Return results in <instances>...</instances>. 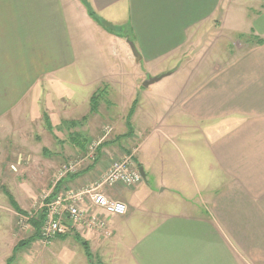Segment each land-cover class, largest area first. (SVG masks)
<instances>
[{"label":"crops","instance_id":"0c3cea01","mask_svg":"<svg viewBox=\"0 0 264 264\" xmlns=\"http://www.w3.org/2000/svg\"><path fill=\"white\" fill-rule=\"evenodd\" d=\"M86 1L100 23L80 0H0V122L10 115L36 117L34 108L43 106L40 118L46 112L58 129L65 121L72 144V136L84 134L75 128L92 132L102 123L99 108L90 113V98L102 78L90 80L85 70H74L78 54L68 13L82 9L88 25L103 30L107 44L121 53L122 70L139 62L145 69L133 74L130 85L123 71L104 75L110 76L109 91L120 94V110L108 113L104 124L114 122V131L94 163L70 174L66 189L96 181L124 154L143 169L145 183L102 186L108 198L126 203L127 213L107 217L110 236L66 220V240L76 235L86 240L94 264H264V0ZM218 14L226 36L243 45L209 57L211 67L196 68L184 83L164 88L158 103L151 84L143 93L147 100L138 101L145 79L188 71L184 64L191 58L168 66L201 29L212 27ZM240 22L246 24L244 31ZM128 41L141 55L138 62ZM80 99L89 103V111L76 115ZM119 120L124 124L116 125ZM71 121L81 123L68 128ZM186 132L202 144L196 147L191 140L185 150L199 182L189 179L174 156L179 152L183 158L177 140L186 141ZM67 256L73 264V255Z\"/></svg>","mask_w":264,"mask_h":264},{"label":"rangeland","instance_id":"374dc122","mask_svg":"<svg viewBox=\"0 0 264 264\" xmlns=\"http://www.w3.org/2000/svg\"><path fill=\"white\" fill-rule=\"evenodd\" d=\"M76 5L78 4L76 3ZM83 7L86 8L84 5ZM221 12L220 10L219 13ZM76 13L77 15L71 14V16L68 13L71 25L70 31L76 44L78 54L74 70H85L90 80L102 78L98 82L100 83V87L98 86L99 89L97 90L98 106H100L98 107L100 116L97 119L102 123L92 132H89V130L87 132L86 126L75 128L76 131H84V134H79L78 138L79 141H81L85 136L87 143L101 136L102 129L105 126L104 124L107 122V114L113 115L115 113L114 111L120 110V107H118L120 94L115 90L112 92L109 91L110 76L106 77L104 75L110 71H113V73L116 71L121 73L123 71L127 74V76L124 77L125 83L127 82V84L130 85L131 80L129 79H132L133 74L140 70L143 72L145 69L142 66L143 64L139 62L134 65V68L128 67V65L125 64L122 70L117 61L120 60V51L116 54L113 47L107 44L103 36L104 32L101 28L95 27L93 24L88 25L87 18L82 9L79 11L77 10ZM239 27L244 28V31L246 24L240 22ZM201 30L198 39H195V41L190 40V42L178 52L176 60L171 61L168 66L169 68L180 66L183 62L185 63L191 58V60H188V62L184 64L186 65L184 69L188 71L181 74L164 76L161 80L149 86L148 89H152L150 93L152 99L156 103L159 101V96L164 94V88H171L175 84L184 83L188 75H190V72L196 68L207 70L211 67L213 62L209 63V57L213 58L217 56V53H223V51L225 54L234 52L244 43V41L238 40L233 35L229 37L228 35L230 34H228L226 36V30L221 24L219 14L212 27L203 28ZM197 64L199 65L197 66ZM157 84L163 88H156ZM145 87L146 86H142L140 88L138 101L147 100L145 94H143L146 90ZM62 89L66 90V86ZM81 94L83 96L84 93ZM42 107H40L39 110L34 108L33 112H35L36 117L32 115L30 117L22 116L16 118L10 115L5 121L0 122V264H6L7 259L11 255L14 256L11 264H68L67 260L69 255L67 256V254L73 255L74 260H71L74 261L73 264H88L89 258L86 256L84 248L75 238L72 241L70 238L66 240V237L59 238L57 236L46 242L40 237L35 241L33 240L29 243H25L17 249H14L15 245L20 241L28 240L33 230L32 227L28 229L21 228L18 223L21 216L13 210L7 197L3 193V189L6 188L14 196L24 212H33L38 209L41 203H45L55 190H58L56 193L66 190V180L70 174L62 176L60 180L57 178L63 165L69 162L77 163V173H79L83 172L85 168H87V165L91 163L89 161L81 163V159L85 155V147L83 149L70 143L66 128H61L59 130L55 127L52 132L47 130L43 123V119L38 115V113L43 111ZM79 108L76 115L88 112L89 103L87 101L83 102V100L80 99ZM117 117H120V119L125 118L123 115ZM93 119L94 118L91 120ZM55 120L56 118L54 117V124H58V121ZM122 124L124 123H121L120 120L116 123V125ZM171 125H174V122H171ZM108 126L112 128L111 132L113 134L114 122ZM112 134L110 137L108 135L103 143L109 141ZM186 136L188 137L186 141L182 138L177 140V143L182 142L181 146L184 148L183 158L179 155L181 154L179 152H174V156L178 164L181 163L180 165L188 170L189 179L192 180L196 178L197 182H199L202 180L200 178V173L195 172L194 165L191 167V158L185 150H190L191 140L196 147H201L202 144L199 142L198 138H196L197 135L190 137L189 133L186 132ZM114 142L115 141H113V143ZM120 142L122 144L124 143L123 140ZM86 143L84 145H86ZM121 143L116 144L122 145ZM18 157H21V163L16 165ZM11 165L16 166V171L11 169ZM210 173L212 172H209V174ZM213 175H215L214 179L217 180L218 173ZM142 181L145 183L144 179H142ZM58 185H60L59 188L56 187ZM137 199L140 198L138 197ZM188 206L193 209L195 204L191 200ZM63 224L66 227V218L63 219ZM64 235H66V231ZM90 256L93 261L91 251Z\"/></svg>","mask_w":264,"mask_h":264},{"label":"built area","instance_id":"2783aa9c","mask_svg":"<svg viewBox=\"0 0 264 264\" xmlns=\"http://www.w3.org/2000/svg\"><path fill=\"white\" fill-rule=\"evenodd\" d=\"M112 128L108 125L104 126L101 136L98 139L91 140L86 143L85 155L81 159L93 162L99 148L105 141L106 137L111 134ZM21 163V157H18L16 165ZM77 163L69 162L63 165L58 173V180L62 176L74 174L77 172ZM11 169L16 171V166L11 165ZM142 181L139 168L133 161V157L124 154L118 159L111 162L108 169L89 185L78 189H66L56 193L48 202L41 203L33 212L20 215L19 225L23 229L31 227L30 219L35 217L37 213L45 208L47 215L40 227V237L46 242L51 238L62 235L67 231L63 224V219L69 220L72 224H81L89 230H95L104 236H110L111 230L108 226V216H124L127 213V205L121 200L108 198L100 188L102 186L113 187L116 184H122L126 187H134ZM86 201L89 207H86Z\"/></svg>","mask_w":264,"mask_h":264},{"label":"trees","instance_id":"16d2710c","mask_svg":"<svg viewBox=\"0 0 264 264\" xmlns=\"http://www.w3.org/2000/svg\"><path fill=\"white\" fill-rule=\"evenodd\" d=\"M81 1L86 6L88 15L90 17H92L94 20H96L98 23H100L99 19L95 16V14H94L92 8L90 7V5L88 4V2L86 0H81ZM134 107H135V102L132 103V105H131L130 109L128 110V113H127V118H126V127H127V131H128L127 134L131 133V126H130L129 120H130V117L132 116V114L134 112ZM97 111H98V100H97V91H96L95 93L92 94V96L90 98V113H95ZM42 118H43V123H44L45 127L47 128V130L52 132L54 127H53V125H52V123L50 121V118H49V116L47 115L46 112L43 113ZM82 120H83V118H82ZM80 123H81V121H71V122L68 123V128H70V127L74 128L75 126L79 125ZM61 124H62V126H64L66 128V122L65 121L62 122ZM71 139L73 140L74 144H76L80 148H82V147L84 148L86 146V145H84L86 143V141H87L86 138L82 139L83 141L82 140L79 141L78 136L74 135V136H72ZM94 162H95V160L93 162H91V163H94ZM59 186L60 185H58L56 187L59 188ZM57 191L58 190H55L54 193L52 195H50V197L46 201L49 202L54 197V195H55V193ZM3 193L7 197L8 202L10 203V205L13 208L14 211H16L19 215L27 214V212H24L22 210V208H20V206L17 203V201L15 200L14 196L6 188L3 189ZM46 215H47V210L45 208H43L37 213V215L35 217H32L29 220L30 221V225H31L32 230H33V233L31 235V237L28 240H26V241H20L19 243H17V245H15L14 249H17L19 246L24 245L25 243H29V242H31L33 240L35 241V240L40 238V227H41L42 223L44 222ZM58 237L59 238H64V237H66V235L62 234V235H59ZM74 238L84 248L86 256L89 258L90 264H94L92 262V260H91L90 250H89V246H88L87 241L82 239L78 235L74 236ZM13 258H14V256L11 255L7 259L6 264H11L12 261H13Z\"/></svg>","mask_w":264,"mask_h":264},{"label":"water","instance_id":"95a60500","mask_svg":"<svg viewBox=\"0 0 264 264\" xmlns=\"http://www.w3.org/2000/svg\"><path fill=\"white\" fill-rule=\"evenodd\" d=\"M128 44H129V47L131 49V52L133 54V56L135 57V60L136 62H138L140 59H141V55L140 53L138 52V50L136 49V46L134 45V43L132 41H128ZM163 76H159V77H150L148 79H146L144 82H143V86H148L150 84H153L154 82H157L159 79H161ZM139 171L141 173V176L143 179H145V174H144V171L143 169L140 167L139 168Z\"/></svg>","mask_w":264,"mask_h":264}]
</instances>
